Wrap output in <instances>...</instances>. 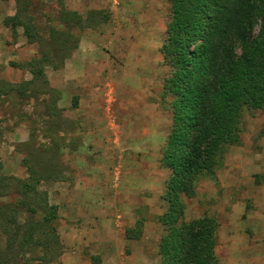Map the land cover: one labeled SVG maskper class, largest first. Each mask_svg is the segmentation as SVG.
<instances>
[{"label":"rangeland","instance_id":"1","mask_svg":"<svg viewBox=\"0 0 264 264\" xmlns=\"http://www.w3.org/2000/svg\"><path fill=\"white\" fill-rule=\"evenodd\" d=\"M34 2L36 23L41 11L60 6L81 22L71 26L73 42L63 52H50L44 77L26 87L24 99L11 95L0 110V177L12 178L0 191L18 196L16 181L39 182L37 192L56 213L57 264H91V256L101 264H158L168 177L159 160L171 128L172 98L163 93L170 70L160 52L169 2ZM17 11L15 0H0V89L33 81L29 63L51 47L48 34L31 41L21 27L13 35L4 26ZM263 128L264 108L245 113L216 181L200 179L184 199V220L217 221V264H264ZM135 228L139 239L126 240ZM4 240L0 230V247Z\"/></svg>","mask_w":264,"mask_h":264},{"label":"trees","instance_id":"2","mask_svg":"<svg viewBox=\"0 0 264 264\" xmlns=\"http://www.w3.org/2000/svg\"><path fill=\"white\" fill-rule=\"evenodd\" d=\"M15 1L18 11L4 20V26L13 35L21 27L31 41L48 34L51 47L29 63L33 81L18 89H0V110L11 95L24 99L26 87L44 77L42 67L50 52L55 57L63 52L73 42L71 26L81 22L60 6L54 14L41 11V24L36 23V2ZM168 2L170 18L160 52L170 70L163 93L172 98L171 128L159 160L168 177L161 197L166 209L157 218L163 230L158 264H217V221L209 216L184 220V199L193 197L200 179L216 181L223 155L239 143L242 116L264 108V0ZM22 7L26 22L20 19ZM54 24L67 30L58 31ZM0 182L6 189L12 178L0 177ZM38 183L16 181L18 196L0 191V230L5 235L0 264H57L56 213L37 192ZM139 237L138 228L125 231L126 240ZM36 249L39 257H27ZM89 260L101 264L97 256Z\"/></svg>","mask_w":264,"mask_h":264}]
</instances>
